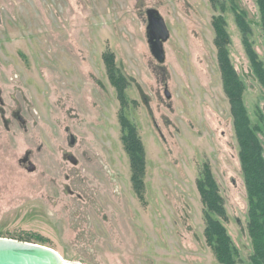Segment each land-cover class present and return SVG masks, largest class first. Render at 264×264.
<instances>
[{"label": "rangeland", "instance_id": "obj_1", "mask_svg": "<svg viewBox=\"0 0 264 264\" xmlns=\"http://www.w3.org/2000/svg\"><path fill=\"white\" fill-rule=\"evenodd\" d=\"M148 8L169 31L163 63L150 53ZM234 8L245 13L249 41L264 63L256 0H0L5 117L19 105L29 110L37 166L35 173L21 168L24 133L5 132L0 117V237L44 245L82 264H218L204 237L198 188L208 172L224 200L237 264H249L248 194L214 16L227 24L231 65L263 147L264 88ZM115 85L126 86L124 101ZM121 116L137 126L144 146L143 189L130 179ZM69 133L77 138L73 147ZM60 145L77 156V166L61 158ZM11 162L33 177L25 186ZM58 181L82 197L56 189Z\"/></svg>", "mask_w": 264, "mask_h": 264}, {"label": "trees", "instance_id": "obj_2", "mask_svg": "<svg viewBox=\"0 0 264 264\" xmlns=\"http://www.w3.org/2000/svg\"><path fill=\"white\" fill-rule=\"evenodd\" d=\"M256 5L264 37V0H256ZM224 8V4L221 5V9L224 10ZM233 11L253 73L264 88V63L253 50L249 41L250 24L243 11H237L235 8ZM212 26L215 31V45L218 47V64L223 74L224 91L231 105L236 140L239 146V159L248 194L247 231L252 245L249 264H264V147L258 136L261 131L256 126L257 123H251L247 109L243 105L244 85L231 65L230 36L224 17L214 16ZM115 86L118 99L124 101L126 86L122 85L120 88L118 85ZM120 125L123 147L130 161L131 182L136 189H143L146 160L141 137L137 126L126 116L120 117ZM198 188L204 206V237L208 246L212 249L218 264H237L239 254L225 225L227 213L224 200L208 172H205L198 181Z\"/></svg>", "mask_w": 264, "mask_h": 264}, {"label": "water", "instance_id": "obj_3", "mask_svg": "<svg viewBox=\"0 0 264 264\" xmlns=\"http://www.w3.org/2000/svg\"><path fill=\"white\" fill-rule=\"evenodd\" d=\"M146 37L150 53L158 63L165 60L164 43L169 38V31L163 17L154 8L146 10ZM166 98L170 97L166 87ZM32 170V169H29ZM0 264H82L67 262L50 247L37 243L23 242L0 237Z\"/></svg>", "mask_w": 264, "mask_h": 264}, {"label": "flooded vegetation", "instance_id": "obj_4", "mask_svg": "<svg viewBox=\"0 0 264 264\" xmlns=\"http://www.w3.org/2000/svg\"><path fill=\"white\" fill-rule=\"evenodd\" d=\"M98 84H102L100 81H98ZM113 87V86H112ZM0 93H1V90H0ZM0 117H1V120H2V124H3V127H4V131L7 132V133H11V134H16L17 131H20L22 133H24L23 135L25 137H22L23 140V143H25V149L22 151L21 153V156L19 155L18 157V163L19 165L21 166V168L25 169L28 173H35L36 170H37V166L36 164L34 163L32 157L34 155V152L30 146V140L32 138L31 136V131H32V123L34 122V120L31 121L30 119V112L27 108H25L23 105H19L14 111L11 112V116L12 118L11 119H7L5 116H6V111L5 109L3 108V105H4V101L1 97V94H0ZM68 130V128H66ZM27 137V138H26ZM77 141V138L72 134V133H69L68 134V145L70 147H73L75 142ZM38 150H41L38 149ZM57 150H59V152H61V158L65 161V162H68L71 166H77L80 161L79 159L77 158V156L75 157V155L71 152V150H66L64 148V146L60 145L58 146ZM12 163V162H11ZM10 166L12 167L11 169V174L16 171V173H18V176L20 178H24L26 180L25 184L23 186H25L27 183H29L31 180H32V176H28L22 172L19 171V169L16 167V165H14L13 163L10 164ZM29 169H32V170H29ZM61 173V172H59ZM62 174V173H61ZM61 174H58V177H63L64 180H70V175L67 174V173H63L62 175ZM79 176L76 177V180L73 182V184L77 185V180H79ZM81 181V180H79ZM57 186L56 189H64L65 192L68 194V195H73L76 191L75 189H72L68 183H65V181L61 184L59 183H55ZM76 196L78 198H81L82 197V194L79 193V191L76 192Z\"/></svg>", "mask_w": 264, "mask_h": 264}, {"label": "bare ground", "instance_id": "obj_5", "mask_svg": "<svg viewBox=\"0 0 264 264\" xmlns=\"http://www.w3.org/2000/svg\"><path fill=\"white\" fill-rule=\"evenodd\" d=\"M67 262H69V261H67Z\"/></svg>", "mask_w": 264, "mask_h": 264}]
</instances>
